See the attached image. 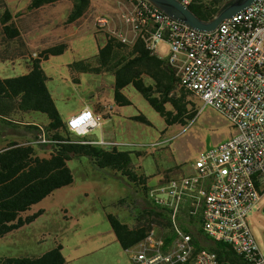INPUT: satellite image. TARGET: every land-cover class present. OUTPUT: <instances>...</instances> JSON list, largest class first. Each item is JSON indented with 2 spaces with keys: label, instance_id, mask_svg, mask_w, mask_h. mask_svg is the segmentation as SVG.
Here are the masks:
<instances>
[{
  "label": "rangeland",
  "instance_id": "rangeland-1",
  "mask_svg": "<svg viewBox=\"0 0 264 264\" xmlns=\"http://www.w3.org/2000/svg\"><path fill=\"white\" fill-rule=\"evenodd\" d=\"M29 2L6 0L13 12H22L16 18L21 35L7 40L0 24V77L23 74L30 59L38 57L44 48L65 42L67 48L62 54L50 55L42 61L48 88L63 120L68 122L73 113H79L85 106L95 112L98 106L102 126L82 137L89 140L104 137L118 143V148L132 151L136 171L148 176L150 185L164 175L188 174L203 153L235 135L236 129L229 119L197 95H188L189 102H195L189 107L198 110L194 119L168 123L132 84L122 90L131 103L121 105L115 99L114 74L79 72L71 68L73 62L92 60L104 45L106 37L98 31V17L112 18L110 27L103 31L116 30L130 38L133 36L121 19L122 12L129 6L128 0H91L88 12L72 23L67 22L73 7L71 0H58L28 10ZM169 51V44L161 41L156 54L167 58ZM138 114H144L151 123L132 118ZM29 115L46 130L50 121L46 113L32 111ZM38 133L37 129L18 122L7 123L0 118V147L13 140L33 141L38 153L47 156L51 142L41 145L44 142L37 139ZM67 163L74 182L32 205L26 215L40 209H44V213L32 223L0 237V256H40L62 245L67 264H133L135 246L126 249L121 245L107 214L113 213L133 226L137 215L152 207V201L124 174L110 167H99L88 155H73ZM180 218L182 226L187 225L204 247L212 243L199 231V217L181 215ZM247 218L264 253V195ZM155 229L162 235L168 232L159 224Z\"/></svg>",
  "mask_w": 264,
  "mask_h": 264
},
{
  "label": "built area",
  "instance_id": "built-area-1",
  "mask_svg": "<svg viewBox=\"0 0 264 264\" xmlns=\"http://www.w3.org/2000/svg\"><path fill=\"white\" fill-rule=\"evenodd\" d=\"M128 2L121 19L133 36L116 30L112 34L127 43L140 37L154 53L166 41V61L180 85L217 108L236 129L231 139L203 153L188 174L164 175L150 185L148 197L169 211L174 237L169 241L150 230L135 245L133 264H221L215 251L198 248L182 226L184 208L191 218L199 217L210 238L229 245L243 260L240 264H264L247 218L264 195V0H255L210 32L189 26L150 0ZM111 21L102 15L97 27L109 28ZM99 116L86 106L67 126L78 136L87 135L102 126ZM39 141L51 142L45 134ZM86 142L105 148L119 145L104 137Z\"/></svg>",
  "mask_w": 264,
  "mask_h": 264
},
{
  "label": "trees",
  "instance_id": "trees-1",
  "mask_svg": "<svg viewBox=\"0 0 264 264\" xmlns=\"http://www.w3.org/2000/svg\"><path fill=\"white\" fill-rule=\"evenodd\" d=\"M56 1L58 0H30L27 9H38ZM71 1L73 7L67 19L68 23L82 18L91 4V0ZM218 2L191 0L187 5L199 17L208 21L222 8L223 5L220 6ZM21 14L22 12H13L6 0H0V24L7 40L21 35V30L16 24V18ZM98 31L105 33L104 45L99 48L92 60L70 64L73 70L114 74L115 99L121 105L131 103L122 90L132 84L168 123L176 121L186 123L195 118L198 110L189 107L191 102L193 104L195 102L188 100V95L194 93L180 85L175 68L166 61V58L149 50L140 37L132 43H127L111 32L103 31L101 28ZM66 48L65 42L48 46L38 57L30 59V69L27 73L0 77V118L7 123H15L21 121L26 113L44 112L50 119L45 131L36 124L26 126L39 130L38 140L45 134L51 141L50 153L47 156H41L33 142L22 143L13 140L0 147V237L32 223L44 213V209L25 216L24 212L56 189L74 182V174L67 163L73 155H88L99 167H110L121 172L132 184L141 187L148 197L149 178L136 171L132 151L118 147L105 148L86 142L88 138L72 133L67 122L63 120L48 88V76L42 67V61L48 59L50 55L62 54ZM132 118L151 123L144 114ZM41 145L49 144L44 142ZM107 216L118 240L126 249L143 240L156 224L168 229L164 235L167 240L170 241L174 237L170 229L169 211L154 204L137 215L133 226L113 213H108ZM187 231L192 232L190 229ZM199 231L208 240H212L207 248L218 254L221 264L243 262L229 245L213 240L202 228ZM193 241L198 248L203 247L195 236ZM62 249V245H58L40 256H0V264H67Z\"/></svg>",
  "mask_w": 264,
  "mask_h": 264
},
{
  "label": "water",
  "instance_id": "water-1",
  "mask_svg": "<svg viewBox=\"0 0 264 264\" xmlns=\"http://www.w3.org/2000/svg\"><path fill=\"white\" fill-rule=\"evenodd\" d=\"M160 6L174 18L183 21L189 26L202 31H214L218 25L226 18H230L238 12L250 6L255 0H229L222 6L220 11L211 19L204 20L199 17L182 0H150Z\"/></svg>",
  "mask_w": 264,
  "mask_h": 264
},
{
  "label": "crops",
  "instance_id": "crops-1",
  "mask_svg": "<svg viewBox=\"0 0 264 264\" xmlns=\"http://www.w3.org/2000/svg\"><path fill=\"white\" fill-rule=\"evenodd\" d=\"M219 2V5L220 6H222V5H224V4H226L229 0H218ZM35 54V53H34ZM22 57H24L25 56V54H23V55H21ZM29 69H30V63H27V65H26V71H23L22 73L24 74V73H27L28 71H29ZM86 107V106H85ZM85 107H83V108H85ZM82 108V109H83ZM96 112L100 115L101 114V111H100V109H99V107L97 106L96 107ZM30 114V112L29 113H26V114H24L23 115V117H22V119H21V121L19 120V121H16V122H19V123H21V124H24V125H27V124H36V125H38V126H42V123L41 122H39V121H37L36 119H33V118H31V116L29 115ZM75 114H77V113H73L72 114V116L73 115H75ZM30 119H29V118ZM31 129V128H30ZM28 142H33V141H27V142H25V143H28ZM4 147V146H3ZM26 212H24L23 213V215L25 216L26 214H25ZM182 215H184V216H186V217H189V218H191L190 216H189V213H188V210H187V208H184L183 209V213H182ZM192 218H194V217H192ZM201 223V222H200ZM184 228L187 230V229H190L187 225L186 226H184ZM200 228H202V227H200ZM192 233V232H191ZM205 237V236H204ZM206 238V237H205ZM206 240H207V238H206ZM200 241V243L202 242L201 240H199ZM202 245V244H201ZM203 246V245H202ZM204 247V246H203Z\"/></svg>",
  "mask_w": 264,
  "mask_h": 264
}]
</instances>
